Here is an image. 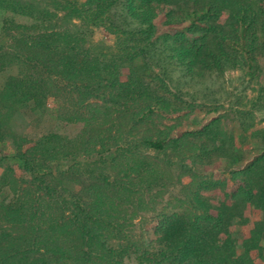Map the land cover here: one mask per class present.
<instances>
[{
	"label": "trees",
	"instance_id": "16d2710c",
	"mask_svg": "<svg viewBox=\"0 0 264 264\" xmlns=\"http://www.w3.org/2000/svg\"><path fill=\"white\" fill-rule=\"evenodd\" d=\"M0 9V72L15 68L0 87V144L13 146L24 175L9 168L0 178L10 190L0 201V264H264V128L250 134L261 146L242 155L232 136L225 140L232 188L217 205L195 191L182 212L161 214L151 248L123 244L117 216L135 180L140 191L165 185L146 153L170 154V169L185 153L217 148L208 132L210 147L155 126L185 108L153 69H165L168 58L192 77L255 61L264 51V0H0ZM159 15L174 36L156 35ZM94 27L116 36L114 50L97 52ZM196 29L197 40H176ZM122 68L130 73L124 80ZM50 101L52 129L23 149L9 116L46 110ZM113 114L120 134L105 136L104 118ZM125 152L133 165L121 168L116 156ZM244 226L245 236L235 238L230 229Z\"/></svg>",
	"mask_w": 264,
	"mask_h": 264
},
{
	"label": "rangeland",
	"instance_id": "374dc122",
	"mask_svg": "<svg viewBox=\"0 0 264 264\" xmlns=\"http://www.w3.org/2000/svg\"><path fill=\"white\" fill-rule=\"evenodd\" d=\"M69 1L82 3L85 0ZM113 15L119 18L121 12L116 10ZM3 18L4 13L0 9V36ZM163 21V15H159L154 20L156 35L158 37L174 36V30L164 26ZM90 32L97 52L104 54L115 49L114 34L101 27H94ZM201 34L202 31L196 29L186 36H179L176 40L180 41L183 38L197 40ZM261 41L264 44V35ZM159 58L164 57L159 56ZM254 58L255 61L236 69H227L222 74L204 72L202 76L190 77L180 65L168 58L165 59L166 62L161 63L166 66L165 69H153L152 72L157 73L166 83L170 95L177 96L181 106L185 108L183 113H180V117L154 119L155 126L160 129L170 127L171 134L175 136L186 133V139L193 143H199L200 140L204 143L209 142V147L212 145L209 140L211 136L217 148H210L202 156L185 153L184 163L176 162L170 169L166 164L168 158L174 160L170 154H145V158L151 164L158 166L165 174V185L147 192L145 189L140 191L141 184L137 180L134 181L135 183L131 186L135 191L132 193L133 198L127 204L120 201L121 205L118 209V222L123 226L125 237L123 244L128 242L142 248H151L156 239L155 227L161 214L182 212L187 208L186 197L188 198L195 191L201 192L207 201L217 205L224 197L225 188L227 191L232 188L231 183L225 181L227 177L225 140L228 143V138L232 136L235 150L241 155L252 148L261 146L259 140L251 137L250 134L254 130L264 128V51L261 55H255ZM149 69H144L146 76L151 73ZM120 71L122 80L130 74L126 68ZM14 72L15 68L0 72V87L5 77ZM146 80L149 78L146 77ZM185 104H189L191 108L186 109ZM54 108V103L50 101V106L46 110L35 111L29 106L9 116L8 124L12 133L27 142L23 149L30 148L38 138L52 129ZM93 108L96 115L99 116L102 113V108L98 105H94ZM240 112L243 115L237 114ZM104 120L106 123L102 126L103 134L111 136L112 131L113 135L119 136L120 133L116 132L119 128V120L116 119L115 114L106 116ZM141 132L142 130L132 131L129 141ZM205 132H208L210 136H204ZM12 154H15L13 146L9 143L0 144V178L9 168L14 170L12 174L16 177L24 176L18 169V162ZM116 157V162L121 168L133 165L132 155L128 152ZM9 192V187L3 186L0 179V201ZM249 229L250 226L233 227L230 231L235 238L241 239Z\"/></svg>",
	"mask_w": 264,
	"mask_h": 264
}]
</instances>
